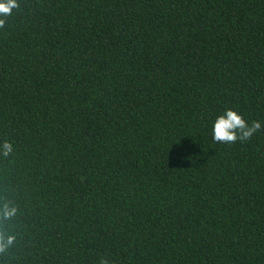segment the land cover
<instances>
[{"label": "trees", "instance_id": "trees-1", "mask_svg": "<svg viewBox=\"0 0 264 264\" xmlns=\"http://www.w3.org/2000/svg\"><path fill=\"white\" fill-rule=\"evenodd\" d=\"M16 3L0 264H264V0ZM228 109L260 127L213 141Z\"/></svg>", "mask_w": 264, "mask_h": 264}, {"label": "clouds", "instance_id": "clouds-1", "mask_svg": "<svg viewBox=\"0 0 264 264\" xmlns=\"http://www.w3.org/2000/svg\"><path fill=\"white\" fill-rule=\"evenodd\" d=\"M16 0H0V13L7 15L9 9L16 8ZM3 20L0 19V25ZM260 127L259 122H246L237 112L228 109L224 114L217 116L211 126V138L213 141L233 142L237 139H247L253 132ZM12 145L8 140L0 141V155L7 156L11 151ZM14 212V209H9L7 206L0 207V217L7 219ZM12 237L6 240L0 238V251H3L7 244H10ZM100 264H107L104 259L100 260Z\"/></svg>", "mask_w": 264, "mask_h": 264}]
</instances>
